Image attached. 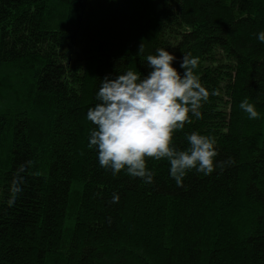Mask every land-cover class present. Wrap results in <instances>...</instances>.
I'll return each mask as SVG.
<instances>
[{
    "label": "trees",
    "instance_id": "obj_1",
    "mask_svg": "<svg viewBox=\"0 0 264 264\" xmlns=\"http://www.w3.org/2000/svg\"><path fill=\"white\" fill-rule=\"evenodd\" d=\"M261 30L264 0H0V264H264ZM141 43L180 72L183 52L199 57L220 94L173 143L212 135L215 161L230 163L182 186L166 160L146 158L150 184L100 166L86 113L105 75L147 74Z\"/></svg>",
    "mask_w": 264,
    "mask_h": 264
},
{
    "label": "clouds",
    "instance_id": "obj_2",
    "mask_svg": "<svg viewBox=\"0 0 264 264\" xmlns=\"http://www.w3.org/2000/svg\"><path fill=\"white\" fill-rule=\"evenodd\" d=\"M257 39L264 43V30L258 32ZM143 52L141 43L137 55L149 69L147 74L128 67L115 77L105 75L95 91L96 103L87 110L86 118L93 125L87 147L96 151L100 166L110 169L114 176L124 170L150 184L155 173L147 167L146 158L166 160L169 176L182 186L190 170L209 175L216 167L230 163V158L215 161L218 153L212 135L193 131L185 133L187 147L178 148L173 143L174 133L185 123H191L192 117L202 118L201 108L210 94H220L217 89L210 92L194 71L199 57L183 52L180 72L173 66L176 56L168 49L159 47L155 54L146 56ZM239 107L250 120L260 115L247 97ZM22 180L17 175L11 181L9 206L22 192Z\"/></svg>",
    "mask_w": 264,
    "mask_h": 264
}]
</instances>
